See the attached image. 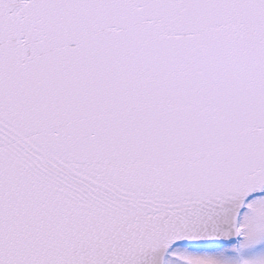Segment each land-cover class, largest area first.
<instances>
[{
	"label": "snow or ice",
	"instance_id": "obj_1",
	"mask_svg": "<svg viewBox=\"0 0 264 264\" xmlns=\"http://www.w3.org/2000/svg\"><path fill=\"white\" fill-rule=\"evenodd\" d=\"M0 264H264V0H0Z\"/></svg>",
	"mask_w": 264,
	"mask_h": 264
}]
</instances>
